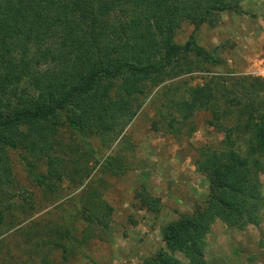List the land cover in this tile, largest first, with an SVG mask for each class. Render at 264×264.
Returning a JSON list of instances; mask_svg holds the SVG:
<instances>
[{
  "label": "trees",
  "instance_id": "obj_1",
  "mask_svg": "<svg viewBox=\"0 0 264 264\" xmlns=\"http://www.w3.org/2000/svg\"><path fill=\"white\" fill-rule=\"evenodd\" d=\"M227 2L0 0V190L12 182L8 149L47 158L48 177H60V126L101 138L117 134L136 115L134 98L149 83L184 71L189 54L216 64L194 41L183 47L174 35L185 20L212 22ZM172 100L168 109L181 122L211 112L209 124L224 139L215 149H201L198 158V170L209 180L205 204L165 227V247L145 264H212L206 236L216 220L238 229L261 221L264 163L255 149L264 148V80L211 78L186 99ZM48 177L40 181L51 188ZM138 197L141 208L158 213V198ZM2 204L0 199V225Z\"/></svg>",
  "mask_w": 264,
  "mask_h": 264
},
{
  "label": "rangeland",
  "instance_id": "obj_2",
  "mask_svg": "<svg viewBox=\"0 0 264 264\" xmlns=\"http://www.w3.org/2000/svg\"><path fill=\"white\" fill-rule=\"evenodd\" d=\"M226 7L200 26L185 20L174 35L183 47L194 41L216 64L189 54L184 71L134 98L136 115L117 134L58 128L60 177H48L47 158L8 149L12 182L0 190V264H145L165 247L164 228L205 204L209 180L198 158L201 149L219 147L224 133L209 124V111L181 122L168 106L211 78L264 80V0H228ZM255 151L264 163V148ZM261 183L264 196V174ZM141 193L160 200L158 213L140 207ZM260 219L244 229L216 220L206 260L264 264V208ZM176 257L188 263L183 253Z\"/></svg>",
  "mask_w": 264,
  "mask_h": 264
}]
</instances>
